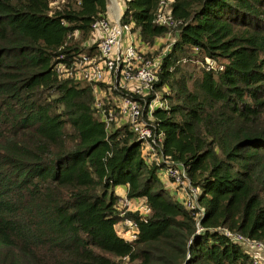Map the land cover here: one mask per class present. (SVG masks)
<instances>
[{
  "label": "trees",
  "instance_id": "16d2710c",
  "mask_svg": "<svg viewBox=\"0 0 264 264\" xmlns=\"http://www.w3.org/2000/svg\"><path fill=\"white\" fill-rule=\"evenodd\" d=\"M122 1L143 47L173 36L153 84L168 108L146 122L157 166L127 125L99 120L93 84L55 73L96 54L107 0H0V264H254L227 234L264 245V0H174L173 28L154 22L160 0ZM172 168L191 208L160 180ZM118 187L149 215H122Z\"/></svg>",
  "mask_w": 264,
  "mask_h": 264
},
{
  "label": "built area",
  "instance_id": "2783aa9c",
  "mask_svg": "<svg viewBox=\"0 0 264 264\" xmlns=\"http://www.w3.org/2000/svg\"><path fill=\"white\" fill-rule=\"evenodd\" d=\"M174 0H160L158 12L154 22L156 25L166 28L176 26L171 13V5ZM93 39L88 45L96 43V54L90 58L81 55L70 66L58 64L55 73L62 79L84 81L97 86L104 84L108 89L124 92V96L118 97L113 104L107 106L95 98L94 109L106 128H120L127 125L129 129L143 142V153L148 155V164L157 166L162 159L157 155L156 148L161 142L159 136L155 137L150 122V114L154 108L167 109L168 104L162 100V93L153 90V84L157 80L159 58L148 56L146 47L139 41V33L134 30L133 23L121 24L120 15L106 19H100L92 24ZM206 71L217 69V64L207 60L204 64ZM221 69V68H219ZM96 89L94 88V94ZM147 96L153 97L149 102ZM147 108V119L144 110ZM170 178L171 185L175 186L183 196L178 201L191 208L194 204L197 191L192 189L181 168L168 169L160 173V178ZM168 181V180H167ZM178 193V192H176ZM120 208L122 215L126 212L137 214L139 217H147L149 208L144 200H127L121 198ZM119 208V209H120ZM119 237L127 242L137 239V223L131 219H125L115 227ZM228 237L241 243L249 250L254 264H264V245L260 242L249 241L240 235L227 234Z\"/></svg>",
  "mask_w": 264,
  "mask_h": 264
},
{
  "label": "rangeland",
  "instance_id": "374dc122",
  "mask_svg": "<svg viewBox=\"0 0 264 264\" xmlns=\"http://www.w3.org/2000/svg\"><path fill=\"white\" fill-rule=\"evenodd\" d=\"M107 5H108V15L110 17H112L114 15H119L121 13L123 1L122 0H107ZM172 41H173L172 35H168V36H166V38H163V39H158L156 41V43L154 44V46H152V47L147 46L146 47V52L150 56H152V58H154V59L159 58V56L163 55L167 51L168 45ZM103 86L104 87H102V88L99 86H94V88L96 89V93L94 94V96L96 99L101 101L106 106L108 104L111 105L115 102V100L119 99L118 98L119 96L117 95V91L108 89L106 87V85H104V84H103ZM160 94H161V92H160ZM161 178L167 182V179L164 176H162ZM168 190L174 191L175 186L174 185L168 186ZM175 195H176V198L181 199L183 196V192L178 190V193H176Z\"/></svg>",
  "mask_w": 264,
  "mask_h": 264
},
{
  "label": "crops",
  "instance_id": "0c3cea01",
  "mask_svg": "<svg viewBox=\"0 0 264 264\" xmlns=\"http://www.w3.org/2000/svg\"><path fill=\"white\" fill-rule=\"evenodd\" d=\"M121 12H122V10H121ZM121 14V13H120ZM119 14V15H120ZM118 15V16H119ZM115 16H117V15H114V16H112V17H115ZM108 17L109 18H112V17H110L109 15H108ZM160 180H161V182L165 185V187L167 188V190H168V186H170L171 184L167 181H165V180H163L162 178H160ZM171 189V188H170ZM170 191V194H173L175 197H176V190H169ZM116 194L117 195H119L121 198H123L124 197V194H125V188L124 187H118L117 189H116Z\"/></svg>",
  "mask_w": 264,
  "mask_h": 264
}]
</instances>
